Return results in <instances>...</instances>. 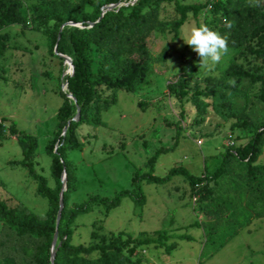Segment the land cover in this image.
Instances as JSON below:
<instances>
[{"label":"rangeland","instance_id":"1","mask_svg":"<svg viewBox=\"0 0 264 264\" xmlns=\"http://www.w3.org/2000/svg\"><path fill=\"white\" fill-rule=\"evenodd\" d=\"M22 1L31 14L34 7L48 0ZM180 2H207L215 7L225 0ZM124 4H115L112 9ZM246 5L264 10V0H247ZM212 7L204 9L196 18L188 13L175 38L174 25L180 15L174 4H152L150 9L157 15L154 28L132 38V54L147 62L144 84L136 91L119 90L115 94L104 88L101 97H113L114 104L102 113L103 124L97 128L80 126L83 149L68 152L76 164L77 175V188L69 200L71 208L91 195L112 197L120 190L133 189L134 173H148L149 159L157 150L162 151L154 166L153 174L157 177H164L179 166L195 176L213 172L221 165L227 149L247 143L255 127L264 121L261 83L228 73L236 64L264 77V58L248 51L249 46L264 48V29L248 44L233 46L229 44L224 16L216 14ZM86 9L92 12L94 7L88 4ZM46 24L52 25V22ZM201 24L228 41L229 54L214 67L199 68L197 54L183 41L193 27ZM65 27L81 28V25ZM0 50V118L14 120L20 130L37 137L33 166L53 186L52 159L46 153V145L59 126L57 113L62 104L59 92L61 88L67 91L61 82L69 66L64 59L49 54L47 37L33 22L1 30ZM91 56L93 70L97 72L95 50ZM180 77L188 82L187 95L181 99L168 90V85H176ZM195 91H201L198 99L205 104L202 116L192 98ZM138 101L147 105L141 109ZM22 158L15 137L0 141V199L9 205L21 204L43 216L47 201L37 196L36 182L26 169L11 164ZM255 164H264V147ZM140 184L145 196L142 204L137 205L127 196L110 210L95 205L87 213L78 215L72 224V243L102 244L111 234L120 231L138 238L167 231L192 239H169L168 244L176 243L170 253L154 244L137 246L133 259L141 258V264H264L263 170L257 171L254 177L249 176L244 163L230 158L215 189V199L225 214L214 219L205 214V202L192 193L183 174L163 184L145 180ZM0 241L4 243L0 264H38L41 241L17 237L1 222Z\"/></svg>","mask_w":264,"mask_h":264},{"label":"trees","instance_id":"2","mask_svg":"<svg viewBox=\"0 0 264 264\" xmlns=\"http://www.w3.org/2000/svg\"><path fill=\"white\" fill-rule=\"evenodd\" d=\"M246 1L225 0L224 3L216 4L215 7L211 6L216 14L220 13L224 16L229 32V44L237 47L248 44L259 31L264 29V10L248 7ZM122 2L126 4L103 13L105 6ZM154 3L174 4L175 11L180 15L174 25L175 38L185 23L188 13L196 18L200 12L211 5L207 2L184 4L180 0H99L96 2L77 0L76 3L70 0H48L43 5L34 7L30 14L22 0H0V31L14 24L28 26L33 22L36 28L47 37L49 54L56 56L54 48L57 45L58 53L70 57L74 67L73 74H65L61 82L66 84L67 91L62 90L60 85L59 95L62 97V104L57 113L59 126L46 145V153L52 159L50 175L54 181L53 186L44 176L38 174L33 166L38 149L37 137L20 130L14 120L0 118V141L9 136L15 137L23 154L21 160L12 161L11 164L27 170L29 177L36 182L37 196L47 201L45 214L38 216L21 204L9 205L5 200L0 199V222L17 237L37 239L42 242L37 252L38 264L51 263V247L56 231L58 244L55 246L54 264H141V258L133 259L132 257L135 254V248L151 244L163 247L167 253H170L176 247V243L168 244L169 239L191 240L192 237L160 231L153 236L138 238L120 231L111 234L110 239L102 244L74 245L72 224L78 215L87 213L95 205L110 210L117 207L127 196L131 197L137 205L142 204L145 196L142 192L141 180L163 184L177 174H183L189 182L192 193L198 197V200L205 202L203 205L205 214L211 219L218 218L225 214V209L221 208V204L215 199V189L226 172L228 160L233 158L244 163L247 174L252 177L257 171H264V164H255L264 147L263 121L255 127L254 134L247 143L227 149L221 165L213 172L206 171L201 176H195L186 168L179 166L173 167L166 176L157 177L153 174L154 166L158 155L162 152L157 150L156 154L149 159L150 171L142 175L134 173L133 189L120 190L112 197L91 195L74 208L69 206L70 196L77 188V175L76 164L68 157V152L82 150L84 145L78 128L82 125L97 128L103 124L102 113L114 104L113 97H101L104 88L111 89L114 94L119 90L136 91L145 82L148 72L147 62L132 54L134 44L132 38L148 33L154 28L157 15L150 9ZM88 4L94 7L92 12L86 9ZM47 22H52V25H47ZM67 22L81 25V28L66 29L64 27L60 30ZM94 50L98 58L97 72L93 70L91 56ZM248 51L250 54L264 58V48L254 49L249 46ZM228 73L260 82V98L264 102V77L236 64L229 68ZM187 87L186 78L180 77L176 85H168V90L181 99L187 95ZM68 93L76 99L77 105L73 98L68 97ZM200 94L201 91H195L192 98L200 112L199 116H202L205 113V104L198 99ZM146 105L144 101L137 103L141 109ZM77 107L80 109V118L78 121H72ZM63 173L66 174L64 206L58 228H56ZM3 246L4 243L0 241V249ZM94 253L97 256L92 257Z\"/></svg>","mask_w":264,"mask_h":264},{"label":"clouds","instance_id":"3","mask_svg":"<svg viewBox=\"0 0 264 264\" xmlns=\"http://www.w3.org/2000/svg\"><path fill=\"white\" fill-rule=\"evenodd\" d=\"M183 41L197 54L199 68L214 67L229 54L227 39L205 24L193 27L187 38L183 39ZM229 83L234 84V81H229Z\"/></svg>","mask_w":264,"mask_h":264},{"label":"water","instance_id":"4","mask_svg":"<svg viewBox=\"0 0 264 264\" xmlns=\"http://www.w3.org/2000/svg\"><path fill=\"white\" fill-rule=\"evenodd\" d=\"M113 7H115V4L105 6L104 9H103V13L106 10L112 9ZM119 7L120 6H117V8H119ZM67 25H76V23L67 22L63 27H61L60 30H62ZM54 53L56 55H58L59 57H62L67 62L68 66H69V72L67 74L72 75L73 72H74V67H73V63H72L71 58L68 57V56H66V55H63L61 53H58V51H57V45L54 48ZM65 86H66V84H65ZM68 97L69 98H73V96L70 93H68ZM74 103L77 105L76 99H74ZM79 118H80V109L77 107L76 115L72 118V121H78ZM66 128L64 129V131L66 130ZM61 181H62L63 187H62L61 192H60V199H59L60 209H59L58 214H57L56 228H58V225H59V222H60V218H61V211H62L63 206H64L63 205V194H64L65 187H66V174L65 173H63V175H62V180ZM57 237H58V232L56 231V233L54 234V238H53V241H52V247H51V258H50L51 259V264H54V260H55V254H56V248H55V246H56V242H57Z\"/></svg>","mask_w":264,"mask_h":264},{"label":"built area","instance_id":"5","mask_svg":"<svg viewBox=\"0 0 264 264\" xmlns=\"http://www.w3.org/2000/svg\"><path fill=\"white\" fill-rule=\"evenodd\" d=\"M210 6V7H209ZM208 8H211V5H209Z\"/></svg>","mask_w":264,"mask_h":264}]
</instances>
